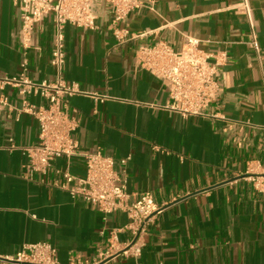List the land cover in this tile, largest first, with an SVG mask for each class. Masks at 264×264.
I'll return each instance as SVG.
<instances>
[{
  "label": "crops",
  "instance_id": "obj_1",
  "mask_svg": "<svg viewBox=\"0 0 264 264\" xmlns=\"http://www.w3.org/2000/svg\"><path fill=\"white\" fill-rule=\"evenodd\" d=\"M247 1L248 8L244 0H154V10L141 7L115 22L113 6L97 0L94 29L68 23L64 78L81 92L65 99L79 122L78 149L46 174L31 178L26 167L23 147L39 143L40 127L22 108L48 99L13 85L0 90L8 100L0 104V264L38 241L56 247L59 264L76 257L93 264L108 249L127 214L105 215L74 199L57 172L84 177L85 155L96 151L125 170L131 201L149 191L163 207L138 259L115 254L100 264H264V0ZM21 26L13 0H0V75L55 81L53 18L35 25L28 47ZM117 28L128 33L119 38ZM188 37L199 40L209 64L219 63L208 116L175 110L170 83L138 57L143 45L181 49ZM129 237L119 233L121 246Z\"/></svg>",
  "mask_w": 264,
  "mask_h": 264
},
{
  "label": "built area",
  "instance_id": "obj_2",
  "mask_svg": "<svg viewBox=\"0 0 264 264\" xmlns=\"http://www.w3.org/2000/svg\"><path fill=\"white\" fill-rule=\"evenodd\" d=\"M97 0H13L19 8L22 19L21 40L26 47L30 45L32 33L37 23L52 17L55 25L54 49L51 65L57 79L55 81H34L24 73L17 77L0 75V90L7 85L19 88L22 95L41 94L48 99V105L36 106L24 101L23 111L33 114L39 121V143L24 146L23 152L28 161L26 167L30 177L36 173L46 174L57 158L65 157L70 161L76 155L78 142L75 132L79 127L76 117L68 110L66 95L81 92L78 85L67 84L64 78L66 63L65 26L71 23L79 28L96 27L95 3ZM113 6L114 21L121 22L134 10L144 7L154 10V0H106ZM248 8V1L244 0ZM128 30L117 28L116 35L123 38ZM256 51L260 50L258 40H253ZM199 40L188 37L181 49H175L167 42L143 45L138 57L143 68L170 83L172 107L187 115L208 116V108L216 99L219 82L218 65L209 64V56L199 48ZM0 104L8 105L7 97L0 95ZM87 171L84 177L74 175L68 168L57 171L64 179L62 187L74 199L93 205L105 215L124 212L129 221L122 227L110 232L109 247L93 261L100 264L110 256L123 254L139 258L145 245L144 237L149 225L161 212L151 192L142 193L136 200H130L127 191V174L118 171L115 158L96 151L85 155ZM131 155L120 159L127 165ZM264 176V175H263ZM264 178V177H263ZM264 187V179L259 181ZM129 232L130 237L121 246L119 233ZM57 249L49 241L24 243L15 255L8 256L7 264H59ZM72 264H87L76 257ZM140 264V263H138Z\"/></svg>",
  "mask_w": 264,
  "mask_h": 264
}]
</instances>
